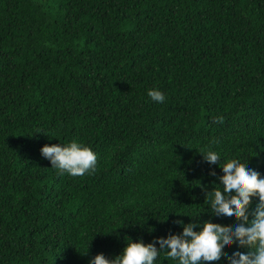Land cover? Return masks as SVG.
Listing matches in <instances>:
<instances>
[{"label": "trees", "instance_id": "16d2710c", "mask_svg": "<svg viewBox=\"0 0 264 264\" xmlns=\"http://www.w3.org/2000/svg\"><path fill=\"white\" fill-rule=\"evenodd\" d=\"M72 141L93 173L40 154ZM230 159L264 178V0H0V264L112 259L175 220L234 228L206 193Z\"/></svg>", "mask_w": 264, "mask_h": 264}, {"label": "clouds", "instance_id": "9594fccd", "mask_svg": "<svg viewBox=\"0 0 264 264\" xmlns=\"http://www.w3.org/2000/svg\"><path fill=\"white\" fill-rule=\"evenodd\" d=\"M148 96L157 103L166 99L155 89L149 90ZM223 122L222 116L213 119V123ZM40 154L60 175L67 173L73 177L93 173L98 162L95 152L76 141L65 146L46 144ZM199 154L210 165H218L220 161L219 153L210 148L201 149ZM247 165L236 159L228 160L220 167L223 175L218 177L222 191L206 192L213 197L211 215L235 221L234 228L210 221H204L200 226L196 222L183 224L181 220H175V224L183 227L180 234L158 237L147 244L129 240L120 255L108 259L102 253L97 254L90 264H154L164 250L167 257L178 264H219L223 258L228 264H264V178ZM209 174L216 175L214 171ZM253 198H258L254 208ZM196 228L199 231L194 230ZM233 244L247 251H234L228 256L224 250Z\"/></svg>", "mask_w": 264, "mask_h": 264}]
</instances>
